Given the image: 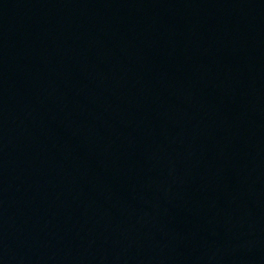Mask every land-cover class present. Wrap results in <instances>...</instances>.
Masks as SVG:
<instances>
[{"label":"water","instance_id":"1","mask_svg":"<svg viewBox=\"0 0 264 264\" xmlns=\"http://www.w3.org/2000/svg\"><path fill=\"white\" fill-rule=\"evenodd\" d=\"M0 264H264V0H0Z\"/></svg>","mask_w":264,"mask_h":264}]
</instances>
